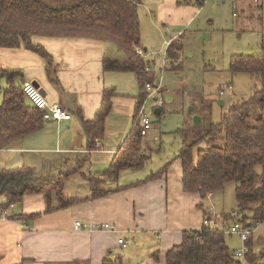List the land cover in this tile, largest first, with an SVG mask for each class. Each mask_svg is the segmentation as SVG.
I'll use <instances>...</instances> for the list:
<instances>
[{"label":"crops","instance_id":"0c3cea01","mask_svg":"<svg viewBox=\"0 0 264 264\" xmlns=\"http://www.w3.org/2000/svg\"><path fill=\"white\" fill-rule=\"evenodd\" d=\"M252 1L233 0V3L251 11L255 6ZM146 2L154 3L158 20L164 26L177 24L175 15L184 9L177 5V0ZM257 6L263 11L264 0ZM151 14L154 15L153 11ZM194 18L190 17L185 23L190 24ZM173 41L175 39L168 43ZM35 42L51 55L52 76L48 73V62L24 48H0V68L20 70L24 82L33 83L51 104L62 106L73 118L68 129L60 131L61 124L45 123L38 133L1 150L0 167H24L30 178L37 182L70 172L64 178L65 196L89 201L47 213L44 195H25L19 205L9 209V217L21 215L23 220H12L11 217L0 220V264H103L106 257L118 264H166L167 252L182 243L184 232H198L203 227L204 212L198 206L204 201L199 194L183 191L181 160L176 159L160 179L139 186L134 184L151 175L113 187H110L111 183L118 182L119 178L117 181L106 179L103 188L111 193L97 199L91 198L92 189L87 178L108 171L135 128L139 96L135 75L104 71V58L114 54L110 47L117 49L110 43L41 37H36ZM106 89H114L115 96L106 119L105 135L91 150L81 118L85 121L95 119L102 108ZM168 99L172 102L175 98L170 95ZM153 107L158 116L163 113L156 101ZM150 119L153 124L151 116ZM148 136L143 138L144 155ZM1 198L2 202L6 201L5 197ZM58 205L59 202L53 200V206ZM212 210L209 211L215 214ZM34 214L41 216L26 219ZM79 221L110 224L112 228L77 230L75 224ZM122 239L128 241V246L135 244L139 253H126L119 243Z\"/></svg>","mask_w":264,"mask_h":264},{"label":"trees","instance_id":"16d2710c","mask_svg":"<svg viewBox=\"0 0 264 264\" xmlns=\"http://www.w3.org/2000/svg\"><path fill=\"white\" fill-rule=\"evenodd\" d=\"M205 2L196 0L195 5L203 7ZM191 3L192 0H177L179 6ZM141 5L142 0H0V48H24L38 54L48 62V73L52 76V57L42 45L35 42L36 37L90 39L118 46L125 60L121 62L105 57L103 67L105 72L135 75L139 86L135 110L137 122L139 110L148 97L146 85L155 84L157 80L154 72H146L150 63L136 50L141 48ZM182 50V43L173 41L167 51L169 59L177 62ZM229 72L258 77L260 90L248 101L233 106L222 123L211 126L210 132L203 136L194 135L190 143L182 146L176 159L182 163V186L185 193L199 194L205 201L208 194L222 192L226 184L235 182L237 209L231 214L220 216L223 222L220 229L202 227L198 232H184L182 243L167 252L166 264H244L236 259L228 246L224 231L231 220L241 222L246 227H251L253 223H264V55H233ZM3 80L7 82L4 88ZM24 83L20 70L0 68V92H3L0 105V151L38 133L45 123H49L44 121L43 113L24 95ZM114 96V89H106L102 108L95 119L85 121L81 118L88 148L91 150L105 135V123ZM258 105L262 108V114L255 112ZM142 146L141 127L135 123V128L108 171L87 177L92 199L111 193L103 188L106 179L117 181L122 171L137 170L145 164ZM171 165L172 162L134 185L160 179L168 173ZM69 174L67 172L37 182L30 178L24 167H0V197L6 198V201L0 203V211L21 203L27 194L44 195L47 213L89 201L65 196L64 178ZM53 193L57 199H53ZM53 200L59 202L57 207L53 206ZM198 207L203 210L204 218L212 216L204 204ZM40 216L34 214L26 216V219L33 220ZM10 217L12 220H23L21 215ZM247 246L250 249L246 255L247 262L261 264L263 255L254 251L253 242L249 241ZM154 258L158 259V255ZM103 264L118 263L106 257Z\"/></svg>","mask_w":264,"mask_h":264},{"label":"rangeland","instance_id":"374dc122","mask_svg":"<svg viewBox=\"0 0 264 264\" xmlns=\"http://www.w3.org/2000/svg\"><path fill=\"white\" fill-rule=\"evenodd\" d=\"M260 1L262 0H253L251 4L255 6L247 11L233 3V0H206L203 7H198L192 0L191 4L181 5L184 9L175 15L177 24L164 26L158 20L154 3L142 0L139 7L140 44L143 51L148 49L144 59L151 64L148 66L153 68L156 83L163 77L164 103L159 105L163 108V113L158 116L154 112L153 106L157 98H150L146 112L152 118L153 129L146 145L147 157L142 146L145 164L137 170L121 173L118 182L111 183L110 187L152 175L171 162L173 165L181 147L190 143L194 135L203 136L210 132L211 126L222 123L233 106L248 101L260 90L258 77L229 72L230 58L233 55H264V10L257 6ZM152 11L154 15L151 14ZM190 17L195 18L190 24H186L185 21ZM172 39L182 43L183 50L178 62L170 59L165 65L166 70L161 74L168 41ZM110 48V52L114 53L112 59L121 62L125 60L118 46L117 49H113V46ZM180 66L181 69H176ZM5 82L2 81L3 88L6 87ZM138 88L139 86L137 90ZM170 95L175 98L172 102L168 99ZM2 102L3 92H0V105ZM255 112L262 114L260 105ZM196 117L201 119L199 124L195 123ZM180 129L182 132H179ZM155 137L158 140L155 141ZM236 187L237 184L231 182L215 196L212 193L211 197L210 194L207 195L204 205L215 212L211 217L218 214L219 221L222 222L221 214H231L237 209ZM2 199L0 197V203ZM53 199H57L55 193ZM233 224L234 220H231L226 230ZM225 234L233 253L244 248V242L239 237ZM249 241L253 242L254 251L263 255L264 264V223L258 226ZM127 248L126 253H139L135 244ZM140 251L145 253V250Z\"/></svg>","mask_w":264,"mask_h":264},{"label":"built area","instance_id":"2783aa9c","mask_svg":"<svg viewBox=\"0 0 264 264\" xmlns=\"http://www.w3.org/2000/svg\"><path fill=\"white\" fill-rule=\"evenodd\" d=\"M193 1L195 2L196 0ZM171 43L172 42L168 43V47L170 46ZM136 50L140 56L144 57L145 51H143L142 48H137ZM167 51L168 48L166 49V54L164 56V68L161 69V74H163L164 71L166 70L165 65L168 64V62H170ZM151 67L152 66H148L146 70L149 72H153V68ZM162 80L163 77L161 76L159 83H155V84L148 83L146 85L148 97L144 101L142 107L139 110L138 118L136 122L137 125L139 124L141 127V135L143 138L148 136L149 132L153 127V124L150 119V115L146 112V105L148 100L151 97H155L157 98L158 106L163 105L164 103V98L162 96V88H163ZM22 90L26 98L30 101V103L43 113L44 121L49 123H58V124L72 121L73 117L66 109H64L62 106L58 104H51L48 101L47 97L43 94V92L33 83L25 82L22 86ZM158 98H159V102H158ZM211 196L212 194L209 195V197ZM13 206L14 205H12V207ZM8 218H9V209L0 211V220L2 219L5 220ZM222 224L223 222L219 221L218 215L203 219V228H210L216 230L222 228L223 226ZM260 224L261 223H253L251 227H246L241 222L236 221L228 230L224 231L230 236L234 235L239 237L244 242V248L234 252L236 259L242 261L244 264H250L246 260V255L250 251L249 247L247 246V243L249 242V239L251 238L252 234L255 232V230L258 228ZM75 228L77 230L101 231V230H110L112 226L110 224H102L97 222L83 223L79 221L76 222ZM119 243L123 249L127 248L129 244L128 241L124 239L120 240Z\"/></svg>","mask_w":264,"mask_h":264},{"label":"water","instance_id":"95a60500","mask_svg":"<svg viewBox=\"0 0 264 264\" xmlns=\"http://www.w3.org/2000/svg\"><path fill=\"white\" fill-rule=\"evenodd\" d=\"M200 122H201V119H199V118L196 117L195 118V123L199 124ZM70 125H71V122H64V123H62L61 126H60V131H63L65 129L70 128Z\"/></svg>","mask_w":264,"mask_h":264}]
</instances>
